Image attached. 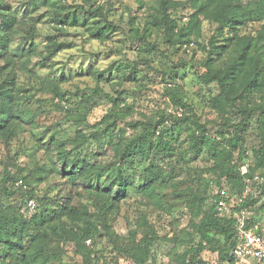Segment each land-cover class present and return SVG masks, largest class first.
Here are the masks:
<instances>
[{
	"label": "clouds",
	"instance_id": "9594fccd",
	"mask_svg": "<svg viewBox=\"0 0 264 264\" xmlns=\"http://www.w3.org/2000/svg\"><path fill=\"white\" fill-rule=\"evenodd\" d=\"M0 264H264V0H0Z\"/></svg>",
	"mask_w": 264,
	"mask_h": 264
},
{
	"label": "rangeland",
	"instance_id": "374dc122",
	"mask_svg": "<svg viewBox=\"0 0 264 264\" xmlns=\"http://www.w3.org/2000/svg\"><path fill=\"white\" fill-rule=\"evenodd\" d=\"M241 43H244L243 41H241Z\"/></svg>",
	"mask_w": 264,
	"mask_h": 264
},
{
	"label": "trees",
	"instance_id": "16d2710c",
	"mask_svg": "<svg viewBox=\"0 0 264 264\" xmlns=\"http://www.w3.org/2000/svg\"><path fill=\"white\" fill-rule=\"evenodd\" d=\"M243 44V43H242Z\"/></svg>",
	"mask_w": 264,
	"mask_h": 264
}]
</instances>
